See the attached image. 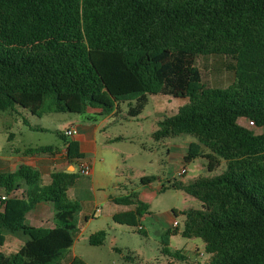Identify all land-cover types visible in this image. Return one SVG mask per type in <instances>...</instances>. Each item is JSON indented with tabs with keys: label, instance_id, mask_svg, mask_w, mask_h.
I'll return each instance as SVG.
<instances>
[{
	"label": "trees",
	"instance_id": "obj_1",
	"mask_svg": "<svg viewBox=\"0 0 264 264\" xmlns=\"http://www.w3.org/2000/svg\"><path fill=\"white\" fill-rule=\"evenodd\" d=\"M203 55L231 58L233 84L208 86L197 66ZM151 96L188 99L159 121L155 141L190 136L185 163L205 159L208 172L225 166L220 175L188 184L141 179L202 204L174 212L184 216L183 230L164 232L162 254L187 261L169 248L180 233L204 242L211 255L206 264H264V135L246 134L238 123L264 128V0H0V115L20 106L34 116L69 113L97 121L126 105L129 118H137ZM60 135L69 162L85 157L79 143ZM53 152L51 146L28 151ZM80 177L62 170L44 185L29 166L0 172V246L6 235L24 242L10 256L0 253V264H60L80 233L82 206L68 195ZM41 202L54 204V228L26 223ZM114 202L134 208L114 222L144 234L149 205L140 193ZM106 240L103 230L88 242L100 247ZM70 264L87 262L75 257Z\"/></svg>",
	"mask_w": 264,
	"mask_h": 264
},
{
	"label": "rangeland",
	"instance_id": "obj_2",
	"mask_svg": "<svg viewBox=\"0 0 264 264\" xmlns=\"http://www.w3.org/2000/svg\"><path fill=\"white\" fill-rule=\"evenodd\" d=\"M233 65L234 61L226 56L203 55L197 59V66L201 70L203 81L212 88L225 89L233 84L235 80ZM166 99L171 100L170 106L169 104L166 107L164 105L159 108L155 106L156 100L166 103ZM187 102L188 99L169 96L152 97L150 105L140 117L124 123L122 127L113 128L112 134L120 131L126 140L115 143L106 149L104 156L107 163L101 165L103 172L112 170L115 175L123 174L124 178L128 179V184L136 189L142 186L140 182L143 177L153 174L160 176L165 182L166 180L167 182L177 180L186 184L200 176L214 177L220 175L225 166H221L214 172H208L207 160L205 159H196L191 163L184 162L183 156L186 154L190 143L195 140L194 138L182 136L165 139L160 143L155 141L152 136L158 127L160 115L161 119L165 115H172ZM9 113L13 115L16 123L20 126L25 124V118L30 117V112L20 106H16L15 110ZM69 117V114L61 113L48 116L46 121L61 123L62 133ZM3 123L4 121L0 120V126ZM249 124L248 128L243 127L246 134L251 132L259 137L264 135V128H257L255 125ZM43 141L47 144L60 146L62 150L65 139L62 135L59 137V134L48 132L43 137ZM116 165L119 170H116ZM183 167H186L187 173L180 175L179 172ZM159 183L157 181L153 185L157 190L150 193L155 202L149 208V213L141 219L144 234L138 231L139 228L116 225L109 220L106 214L99 213L96 216L97 220L90 227L83 226L81 221V236L76 239L77 243L74 248L66 253L60 264H67L73 256L83 258L88 264L208 263L211 255L206 251L204 242L201 239H187L180 233L170 237L169 248L173 253L182 252L187 256V261H179L169 255L162 254L161 241L164 232L174 229L175 221L180 223L179 229L183 230L184 216H176L174 212L181 213L189 209H200L202 204L181 190L168 189L160 192L158 188L161 185ZM115 184H117L116 181ZM111 190L113 194H116L115 186ZM70 197L74 199V194L71 193ZM103 230L108 233L106 244L100 247L91 246L88 242L89 236ZM6 237L8 242L4 246H0V253L10 256L17 252L18 245L23 240L11 235H6ZM113 247H117L123 252L115 251ZM127 255L133 257L134 261H127L125 259Z\"/></svg>",
	"mask_w": 264,
	"mask_h": 264
},
{
	"label": "crops",
	"instance_id": "obj_3",
	"mask_svg": "<svg viewBox=\"0 0 264 264\" xmlns=\"http://www.w3.org/2000/svg\"><path fill=\"white\" fill-rule=\"evenodd\" d=\"M152 97L155 96L150 97V102ZM168 104L170 106V99H166V103L160 100L155 101V106L158 108L161 106L163 107V105L166 107ZM177 112L172 115H175ZM127 113L128 107L126 105H122L119 111L114 112L109 116L101 117L97 121H88L81 115L67 113L70 117L67 125L62 130V133L64 135L67 129L73 127L76 128L78 130V135L66 138L69 142L75 141L79 143L80 150L85 156L83 159L75 160L74 162H69L66 159V148L68 143H65L64 141V147L61 150L60 146L47 144L43 141V137L48 132L59 134V137H61V123L46 121L48 116L61 113H46L42 116H34L30 113V117L25 118V124L21 126L16 123V120L11 113H2L0 115V120H3L4 123L0 126V172L12 173L17 171L23 165L29 166L38 171L41 174L43 184L48 185L51 183L53 173L62 170L79 172L81 165L88 164L92 167V175L90 177L81 176L76 184L68 191L69 198L71 199L70 194L73 193L74 199L71 200L79 202L82 206L79 216L80 233L77 238L81 236L82 225L90 227L92 223L97 220L96 216L99 213L106 214L109 217V220L116 225L130 227L115 223L113 217L116 214L129 212L134 208L127 205L116 204L114 198L126 196L132 190H136L140 193V200L148 204L150 208L155 202L154 197H152L150 193L156 191L157 188L153 186L156 183L154 182L147 186L142 185L139 189H136L128 184V179L124 178L125 176L123 174L115 175L112 170H109V172H103L102 170L101 165L107 163V159L104 156L106 149L115 143L126 140L123 133L120 131H116L115 134H112L113 128L115 129L117 126L122 127L124 123L138 118H129ZM159 117V121L162 120L161 115ZM239 121V125L244 128L250 126L249 121L246 119H240ZM158 128L159 127H157L156 130H158ZM156 130H154V132ZM49 146L54 147L53 153H28L30 149ZM7 147H9V149H7ZM70 168H73V170H70ZM115 168L116 170H119L117 165ZM150 176L157 175L153 174ZM158 177L161 180H164L160 176ZM115 181L117 184L114 185ZM159 184L161 185V183ZM113 186L117 189L116 194L112 193L111 188ZM160 188L161 186L158 189L160 190ZM1 193L2 192H0V194ZM54 214L55 209L52 202H41L35 207V209L27 214L26 223L34 227L54 228ZM6 242H8L7 239ZM76 243L77 240L75 244ZM23 244L24 242H20L17 251ZM115 248L117 247H113V250ZM75 257L78 256H73L67 264H70Z\"/></svg>",
	"mask_w": 264,
	"mask_h": 264
},
{
	"label": "built area",
	"instance_id": "obj_4",
	"mask_svg": "<svg viewBox=\"0 0 264 264\" xmlns=\"http://www.w3.org/2000/svg\"><path fill=\"white\" fill-rule=\"evenodd\" d=\"M252 125H254L252 122H251ZM64 135L66 137H75L76 135H78V130L76 128H70V129H67L64 133ZM187 173L186 171V167H183L179 174L180 175H185ZM79 174L82 176V177H90L92 175V167L88 164H83L81 165L80 169H79ZM5 197H2V199H4ZM179 226V222L178 221H175L174 224H173V227L176 228ZM141 228V227H140Z\"/></svg>",
	"mask_w": 264,
	"mask_h": 264
},
{
	"label": "water",
	"instance_id": "obj_5",
	"mask_svg": "<svg viewBox=\"0 0 264 264\" xmlns=\"http://www.w3.org/2000/svg\"><path fill=\"white\" fill-rule=\"evenodd\" d=\"M66 172H67V173H70V174L77 173V171H76V172L66 171Z\"/></svg>",
	"mask_w": 264,
	"mask_h": 264
}]
</instances>
